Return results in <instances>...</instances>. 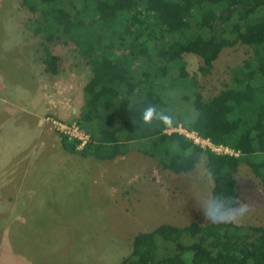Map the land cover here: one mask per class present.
Listing matches in <instances>:
<instances>
[{"label":"trees","instance_id":"1","mask_svg":"<svg viewBox=\"0 0 264 264\" xmlns=\"http://www.w3.org/2000/svg\"><path fill=\"white\" fill-rule=\"evenodd\" d=\"M41 38L45 69L56 73L50 44H68L91 72L75 118L88 141L60 135L69 153L112 160L134 149L173 173L191 171L205 155L213 179V221L162 223L133 236L120 264H264V226L227 221L240 206L237 166L264 188V0H19ZM250 54L231 69L229 85L211 99L197 92L183 53L199 56L207 74L224 47ZM154 106L150 123L144 111ZM160 116H166L165 123ZM181 124L238 154L203 150L171 131Z\"/></svg>","mask_w":264,"mask_h":264},{"label":"rangeland","instance_id":"2","mask_svg":"<svg viewBox=\"0 0 264 264\" xmlns=\"http://www.w3.org/2000/svg\"><path fill=\"white\" fill-rule=\"evenodd\" d=\"M31 17L19 0H0V239L9 242L3 248L15 255L1 258L0 264H120L138 232L162 223L212 222L213 179L205 155L186 173L163 170L155 159L142 154L147 157L143 172L135 150L118 155L117 161L65 158L55 167L62 177L59 183L50 189L44 186L47 181L38 186L29 183L30 176L21 173L24 158L30 157L31 163L33 156L44 153L37 141L33 147L34 124L50 126L60 138L49 119L75 120L91 76L70 43L49 45L60 59L56 73L46 70L41 38L25 26ZM249 54L239 43L224 47L207 74L197 70L202 64L199 56L183 53L182 57L189 76L195 73L201 98L211 99L228 87L231 69ZM54 103L62 107L57 113L49 110ZM47 154L65 156L48 151L43 156ZM235 176L240 206L225 219L264 226V188L259 178L245 163L237 166ZM142 177L144 188L138 185ZM34 187L40 192L68 188V194L35 196Z\"/></svg>","mask_w":264,"mask_h":264},{"label":"crops","instance_id":"3","mask_svg":"<svg viewBox=\"0 0 264 264\" xmlns=\"http://www.w3.org/2000/svg\"><path fill=\"white\" fill-rule=\"evenodd\" d=\"M77 55H79V54L77 53ZM83 64L86 65L84 61H83ZM73 71H76V73H78L79 70H73ZM66 77L72 79L71 75H68ZM70 85L67 88V91H69L71 89ZM64 91H66V89ZM82 93H83V90H82ZM82 93H81V96H82ZM61 108L62 107H60V106H58V105H56L54 103L52 106L49 107V110L56 111V113H57ZM70 109H72V108H70ZM79 111H80V109H79ZM70 112H72V111L70 110ZM46 113L47 112H45V114ZM56 113L54 112V114H56ZM39 114L42 115V114H44V112H39ZM64 114H68L67 115L68 118H70L72 116L71 115L72 113H64ZM78 114H79V112H78ZM34 116H36V115H33V117ZM33 121H34V118H33ZM34 128L36 129V133L33 136V138H34L33 141H32L33 147H35V143L37 141V143L41 146V149L44 150L43 151L44 153L42 155L33 156V160H32L31 163L28 160L30 157L29 158H24L26 161L23 164L24 166L22 165L23 167L21 168V173H22L23 176H25V175L26 176H30V178H29V180H30L29 183L30 184H31V181H35V186H38V185H40L42 183H45L47 181L44 186L47 187L48 189H50L56 183H59L60 180L62 179V177H61V175H59V173H56L55 167L60 165L61 161L64 160L65 158H67L69 161H74V162L79 161L81 159H86V160H90V158L97 159V158H95L93 156H82L80 154L69 153L68 151H65V149L62 147V145L60 143V138H58V136L56 135L57 133L50 126L48 128H44V127H42L41 124L36 125V123H35L34 124ZM31 145H30V147H31ZM131 150H133V152H134V149H131ZM47 151H48V153H61L62 152V153H65V156H55V155H49L48 156V154L46 156H43L45 153H47ZM134 156L137 159L136 162H138L137 164L139 165V168H141V164L143 165L142 166V171L144 172L145 165H146V158L147 157H141L142 154L140 152H138V151H136ZM97 160H102V159H97ZM113 160H115V159H112V161ZM117 160H115V161H117ZM141 161H143V163H141ZM37 163L39 165H37ZM103 168L104 167H102V169ZM55 175H56V179H55ZM138 176H141V174H139ZM52 182H53V184H52ZM139 184H140V187L144 188L146 186V179L144 177H142V179L139 178L138 185ZM66 186H67V184L64 187H66ZM37 190H38V188H35V187L33 188V191H32L33 195L36 196L39 193H43L42 195H46V194H49V195H67L68 194V188H64V189H60V190H56V191H52V192H50V191L40 192V191H37ZM143 192H144V194H147L146 190L143 191ZM10 195H13V194L11 193ZM158 203L161 205L160 202H158ZM178 203H179V201H178ZM164 206L165 205H163V207ZM50 208H51V211H52L53 207H50ZM179 209H180V207L179 208L177 207V211H179ZM177 219H179V218H177ZM172 225H174V224H172ZM175 225L184 226V224H175ZM4 245H10V244H9V242H5L1 238L0 239V259L1 258H5L6 260L14 259L15 255L13 254L11 256V252L12 251L11 250H6L5 248H3ZM20 263H21V261H19V264Z\"/></svg>","mask_w":264,"mask_h":264},{"label":"built area","instance_id":"4","mask_svg":"<svg viewBox=\"0 0 264 264\" xmlns=\"http://www.w3.org/2000/svg\"><path fill=\"white\" fill-rule=\"evenodd\" d=\"M50 122L52 127L60 134L65 135L69 139L75 138L79 140L78 148H82L88 141V135L82 131L75 120L64 121L57 118H51ZM176 131L192 141L193 144L199 146L203 150H209L218 155H234L238 154L237 151L229 148L227 145L213 142L209 137H203L194 130H188L181 124L176 127H170L167 132Z\"/></svg>","mask_w":264,"mask_h":264},{"label":"clouds","instance_id":"5","mask_svg":"<svg viewBox=\"0 0 264 264\" xmlns=\"http://www.w3.org/2000/svg\"><path fill=\"white\" fill-rule=\"evenodd\" d=\"M154 115H156V109L154 106H149L143 114V120L145 123H150L152 119L154 118ZM160 119H162L165 123H169L170 120L166 116H160Z\"/></svg>","mask_w":264,"mask_h":264}]
</instances>
